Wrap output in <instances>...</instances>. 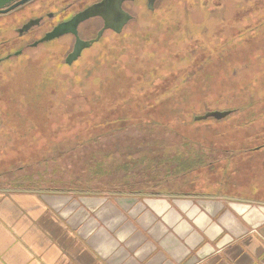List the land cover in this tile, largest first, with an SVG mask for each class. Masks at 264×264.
<instances>
[{
    "label": "rangeland",
    "instance_id": "obj_1",
    "mask_svg": "<svg viewBox=\"0 0 264 264\" xmlns=\"http://www.w3.org/2000/svg\"><path fill=\"white\" fill-rule=\"evenodd\" d=\"M141 15L125 35L108 37L70 68L63 64L68 43L64 40L0 69V145L4 144L0 146V189H13L15 183L45 173L59 178L61 159L69 168L80 158L85 163L86 152H110L116 159L120 152L148 149L146 144L157 138L164 140L160 149L170 153L196 149L197 144L186 148L185 139L206 147L213 142L262 140L264 93L260 97L256 92L264 89V0H166L155 13ZM94 80L95 87H90ZM89 87L95 90L96 100L101 96V108L79 99ZM65 88L66 95L56 96ZM232 94L239 97L235 102L239 106L244 104L243 96L261 99L239 115L248 123L232 118L195 129L175 126L183 119L174 118H182L179 110L188 102L195 106L216 104V100L226 103ZM117 113L167 126L174 119L173 128L158 127L152 136L143 126L134 125L148 120H134L116 126L117 130L108 126L90 132L83 121L102 123ZM53 114L56 117L51 119ZM63 123L66 130H59ZM93 133L101 135L89 141ZM47 152L53 162L33 164L43 162ZM214 154L219 158L218 152Z\"/></svg>",
    "mask_w": 264,
    "mask_h": 264
},
{
    "label": "crops",
    "instance_id": "obj_2",
    "mask_svg": "<svg viewBox=\"0 0 264 264\" xmlns=\"http://www.w3.org/2000/svg\"><path fill=\"white\" fill-rule=\"evenodd\" d=\"M0 264H264V204L0 189Z\"/></svg>",
    "mask_w": 264,
    "mask_h": 264
},
{
    "label": "trees",
    "instance_id": "obj_3",
    "mask_svg": "<svg viewBox=\"0 0 264 264\" xmlns=\"http://www.w3.org/2000/svg\"><path fill=\"white\" fill-rule=\"evenodd\" d=\"M89 86L95 87V80L90 82ZM90 87L89 89H85L87 93L79 99L86 104L97 105L101 108V104L99 103L101 96H98V100H96L95 90ZM241 89L238 91L240 92ZM46 90L54 92V90H50L49 88H46ZM256 93L260 94L261 97L264 89ZM66 94L65 88L57 91L56 96H64ZM235 96L232 94V97L226 103L216 100V104L200 103L201 105L195 106L188 102L189 104H185L182 110H179L183 114L182 118H174L183 119L182 121H176L175 126L179 127L181 125L184 129H195L202 125L220 124L222 121L214 118L198 120V118L210 112H229L230 114L223 118L226 122L232 118H238L243 123H248L239 115L254 106L261 99H258L259 96L257 95L243 96L244 104L243 106H239L235 103L239 97L234 98ZM223 105L228 107L224 109ZM251 114H254V112L252 111ZM53 117H56V115L53 114L51 119ZM63 117L68 118V115L63 114ZM129 119L119 116V113H117V115L113 114L106 120L104 119L102 123L93 122L92 120L94 119H84L83 121H87V130L92 132L101 129L105 130L108 126L115 127L114 130H117L116 126H127L129 124L127 122L129 121L148 120L136 119L133 116ZM174 119H167L170 121L168 126L166 123L161 125L158 121L154 120L146 122L137 121L134 125L139 128L143 126L153 136L155 135V129L158 127L170 131L173 128ZM58 128L59 130H66L64 123L60 124ZM109 132L111 131H105V133ZM9 133L13 134L14 131ZM93 134L94 137L89 138V141L101 135V133ZM185 140L183 144L186 148L197 144L196 149L182 151L184 153H170L167 149H160L163 147L161 145L164 144V140L157 138L146 144L148 149L120 152L115 155L116 159H113L114 153L110 152L99 155L94 152H90L89 154L86 152L87 156L84 155V158H87L86 162L84 163V159L80 158L81 161L77 164L72 163L70 168L66 166V163L63 166L64 162L61 159L60 165L62 166V170L60 172L62 175L60 174L59 178L45 173L38 175L36 178H28L23 183L17 182L11 190L41 193H72L78 195L146 194L232 197L243 201L264 204V136L262 140L257 139L256 143L240 142L238 144L230 142L228 144L213 142L208 147L201 143H193L188 139ZM80 142L83 144L86 141ZM3 145L1 144L0 146L3 147ZM205 149L208 151L207 153L212 154H206ZM215 152L220 154L219 158L214 154ZM73 153L75 151L65 152L62 158H65L66 155L70 156ZM49 154L51 153L47 152L43 155L45 156L43 162L39 159L33 164L41 163V165H47L53 162ZM209 156L212 159L208 158ZM77 159L79 158L77 157ZM72 174L75 178L69 177ZM169 188L174 189L170 190Z\"/></svg>",
    "mask_w": 264,
    "mask_h": 264
},
{
    "label": "flooded vegetation",
    "instance_id": "obj_4",
    "mask_svg": "<svg viewBox=\"0 0 264 264\" xmlns=\"http://www.w3.org/2000/svg\"><path fill=\"white\" fill-rule=\"evenodd\" d=\"M22 1L17 0L0 10V69H8L14 60L64 40L68 43L63 64L70 68L108 37L125 35L134 22L141 20L142 13H155L158 5L166 0H30L10 10ZM89 10H93L95 16L77 26V36L59 32L60 26ZM124 13L131 20L122 25ZM119 29L121 32L117 33ZM77 40L94 43L82 50L76 62L67 65L66 60L74 52Z\"/></svg>",
    "mask_w": 264,
    "mask_h": 264
},
{
    "label": "water",
    "instance_id": "obj_5",
    "mask_svg": "<svg viewBox=\"0 0 264 264\" xmlns=\"http://www.w3.org/2000/svg\"><path fill=\"white\" fill-rule=\"evenodd\" d=\"M15 1H17V0H0V10H3L6 6L10 5L11 3L15 2ZM28 1H30V0H23L22 2H20L19 4L15 5L13 8H11L10 10H13L14 8H16L20 5H23ZM123 15H124V17H123L124 21L122 22V25H125L131 20V17L125 13ZM94 16H95L94 11L89 10L83 14L76 16L69 23L64 24L63 26H60L58 28V30H59V32H63L62 34L71 32L74 36H77V33H76L77 26L81 22H83L89 18H92ZM106 29H109L108 26L106 27ZM63 30H66V31H63ZM120 32H121V29H119L117 31V33H120ZM46 40H48V39H46ZM93 43H94V41L88 43V42H82V41L77 40L76 48H75L74 52L67 58L66 64L72 65L74 62H76L81 57L82 50L85 48H89L91 46V44H93ZM229 114H230L229 112H226V113L210 112V113H207L205 116L198 118V120H203V119L206 120V119H210V118L221 120V119L227 117Z\"/></svg>",
    "mask_w": 264,
    "mask_h": 264
}]
</instances>
